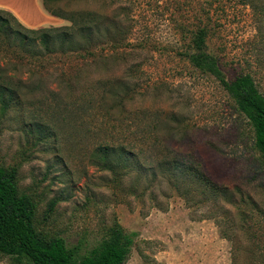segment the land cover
<instances>
[{"label": "rangeland", "instance_id": "obj_1", "mask_svg": "<svg viewBox=\"0 0 264 264\" xmlns=\"http://www.w3.org/2000/svg\"><path fill=\"white\" fill-rule=\"evenodd\" d=\"M262 4L37 0L18 18L0 9V107L10 103L0 114V164L18 169L39 232L85 250L118 222L136 234L126 264H264V163L251 127L219 81L187 58L193 32L206 25L227 78L251 73L264 92ZM119 77L128 89L104 84ZM104 92L110 105L129 96V109L147 108L148 119L159 111L162 143L212 182L192 174L180 194L160 179L147 185L150 175L144 185L136 171L116 181L92 165L97 141L86 134L107 118ZM0 264L30 263L0 253Z\"/></svg>", "mask_w": 264, "mask_h": 264}, {"label": "trees", "instance_id": "obj_2", "mask_svg": "<svg viewBox=\"0 0 264 264\" xmlns=\"http://www.w3.org/2000/svg\"><path fill=\"white\" fill-rule=\"evenodd\" d=\"M262 5L258 9L262 17H259L260 21L264 19ZM258 31L261 60L264 56L261 55L264 30L260 26ZM207 37L206 25L193 32L190 42L192 51L188 52L187 58L196 70L212 75L226 90L251 127L253 148L264 163V92L251 73L228 79L218 57L208 51ZM102 83L100 80L96 84L101 86ZM104 84L130 87L127 79L121 77L106 80ZM101 97L100 111L107 118L99 122L98 131L86 134V141H97L89 153L92 165L110 171L116 181L136 171L139 184L144 185L141 176L150 175L152 183L149 181L147 185L152 186L160 179L180 194L182 185L192 174L200 184L212 182L200 163L189 160L186 154L177 153L162 143L159 131L164 119L159 111L148 119L147 108L129 109V96L121 95L111 105L105 92L101 93ZM1 101L0 114H5L10 103L5 99ZM173 117L175 121H182L176 115ZM17 172L16 167L0 164V253L30 264H126L135 245L136 234L126 232L118 222L107 229L100 241L85 250L81 244L69 245L63 236H48L39 232L35 225L36 203L30 195L20 192ZM217 188L223 195L227 194L226 188ZM54 205L55 201H52L49 211ZM236 208L243 214L240 205Z\"/></svg>", "mask_w": 264, "mask_h": 264}, {"label": "crops", "instance_id": "obj_3", "mask_svg": "<svg viewBox=\"0 0 264 264\" xmlns=\"http://www.w3.org/2000/svg\"><path fill=\"white\" fill-rule=\"evenodd\" d=\"M32 2H36L37 4V0H0V9L9 11L16 17L17 15H20L19 13H21L23 16H26L24 9L29 8ZM21 9H23V12ZM25 21L26 23H30V21L27 19Z\"/></svg>", "mask_w": 264, "mask_h": 264}]
</instances>
